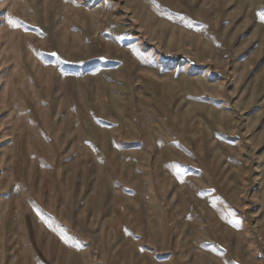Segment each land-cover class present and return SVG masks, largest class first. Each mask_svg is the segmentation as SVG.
Masks as SVG:
<instances>
[{"label": "rangeland", "instance_id": "1", "mask_svg": "<svg viewBox=\"0 0 264 264\" xmlns=\"http://www.w3.org/2000/svg\"><path fill=\"white\" fill-rule=\"evenodd\" d=\"M0 264H264V0H0Z\"/></svg>", "mask_w": 264, "mask_h": 264}, {"label": "snow or ice", "instance_id": "2", "mask_svg": "<svg viewBox=\"0 0 264 264\" xmlns=\"http://www.w3.org/2000/svg\"><path fill=\"white\" fill-rule=\"evenodd\" d=\"M9 22H10V23H13V21H11V20H10Z\"/></svg>", "mask_w": 264, "mask_h": 264}]
</instances>
